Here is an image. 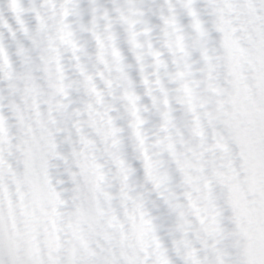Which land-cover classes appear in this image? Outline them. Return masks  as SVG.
Listing matches in <instances>:
<instances>
[{"label": "snow or ice", "instance_id": "snow-or-ice-1", "mask_svg": "<svg viewBox=\"0 0 264 264\" xmlns=\"http://www.w3.org/2000/svg\"><path fill=\"white\" fill-rule=\"evenodd\" d=\"M0 264H264V0H0Z\"/></svg>", "mask_w": 264, "mask_h": 264}]
</instances>
